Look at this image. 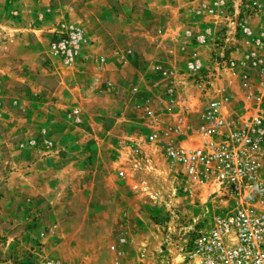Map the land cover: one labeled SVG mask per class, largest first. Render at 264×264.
Listing matches in <instances>:
<instances>
[{"label":"rangeland","instance_id":"obj_1","mask_svg":"<svg viewBox=\"0 0 264 264\" xmlns=\"http://www.w3.org/2000/svg\"><path fill=\"white\" fill-rule=\"evenodd\" d=\"M86 1L49 0L45 12L53 15L50 20L54 19V23L78 25L84 39L86 34L99 29L105 47L101 56L108 65L107 52L113 47L108 34L114 24L106 19H98L96 24L89 12L92 8L101 10L95 1L85 4ZM105 1L119 12L118 0ZM84 7H89V12ZM143 7L135 1L129 18L124 24L118 23L115 32L121 33L119 36L125 37L126 43L142 40L139 33L145 30L157 34L150 27L153 15ZM57 8L66 17L59 16ZM66 9L72 13L68 14ZM4 19L11 22L7 16ZM17 21L11 23L16 28L0 29V185L22 173H30L39 186H34L37 189L31 193L22 191L17 207L11 203L15 196L11 186H0V246L9 248L8 254L0 256V264H27L45 258L56 259L61 264H113L115 260L131 263L141 246L150 251L165 248L170 253L182 230L200 226L212 211L225 208L215 202L214 195H207L203 187L184 184L180 176H174L173 168L161 156L157 157V149L150 144L142 145L136 152L123 148L115 157L111 155V147L106 146L100 160L102 173L95 171L90 140H96L100 134L98 126L90 125L93 118L90 115L99 107L100 111L112 109L115 104L107 99H95L84 109L87 116L83 114L79 124H84L80 132L85 135V141L80 156H75L72 144L75 132H68L73 126L68 123L64 127L68 131L58 132L46 123L53 109L48 91L58 81L56 75L45 70L50 59L49 36L44 28L37 34L25 29L27 23L31 28L39 26L35 13H22ZM220 30L216 29V34ZM251 31L253 35L259 33ZM125 49L133 48L129 44ZM236 49L238 52L233 51L232 56L239 63L254 50L248 41L239 43ZM255 54L264 60V45ZM143 61L135 62L145 71ZM248 71L254 75L252 85H256V69L250 67ZM146 79H150L148 74ZM30 136L37 139L35 146L21 150L14 147L16 141ZM62 145L69 147L65 153L60 151ZM113 157L119 160L114 162ZM68 160L76 161L67 164ZM16 169L26 171L15 174ZM118 236H124L125 243L118 247L120 254L116 255L108 245L115 243Z\"/></svg>","mask_w":264,"mask_h":264},{"label":"built area","instance_id":"obj_2","mask_svg":"<svg viewBox=\"0 0 264 264\" xmlns=\"http://www.w3.org/2000/svg\"><path fill=\"white\" fill-rule=\"evenodd\" d=\"M215 31L183 33L192 36L195 46L205 45L211 36L204 59L193 49L175 65L162 58L143 61L150 79L157 80V102L144 96L136 105L145 129L136 132L130 149L136 152L150 144L173 168L174 176L204 187L225 208L212 211L200 226L182 230L170 253L141 246L131 263L113 264H264V60L255 54L264 45V30L253 35L238 24L231 32ZM48 33V55L70 66L85 40L82 29L59 22ZM246 39L255 51L239 63L229 53L238 52L236 46ZM98 62L107 69L104 56ZM250 67L258 74L256 85L251 83ZM137 90L132 85L129 93ZM65 116L74 124L81 122L77 107L65 108ZM36 143L30 136L14 147L21 150ZM124 243L125 237L118 236L108 248L117 255ZM27 264L61 263L45 258Z\"/></svg>","mask_w":264,"mask_h":264},{"label":"crops","instance_id":"obj_3","mask_svg":"<svg viewBox=\"0 0 264 264\" xmlns=\"http://www.w3.org/2000/svg\"><path fill=\"white\" fill-rule=\"evenodd\" d=\"M48 1L0 0V29L16 28L11 23H17L19 15L35 13L40 20L39 26L31 28L27 23L25 29L32 30L37 34L40 29L44 28L45 34L49 36L47 31L55 27L57 22L54 23V19L50 20L53 15L45 12ZM94 1L101 12L92 7L90 12L89 7H84V9L89 12L96 24H98V19H106L114 24V28L108 34L112 40L110 43L113 44L111 45L113 47L107 52L108 69L102 70L98 62L99 56L102 55L105 48L100 39L102 34L98 32L99 29L86 34L85 42L79 47L78 54L70 66H65L57 58L48 55L50 58L49 67H46L45 70L49 75H56L58 81L57 85L48 91L53 99L51 102L53 109L52 116L46 123L56 127L58 132L68 131L67 128H64L68 123L73 126V129L68 132H75L72 136V144L75 147L74 155L80 156L79 151L85 141L83 140L85 135L80 132L84 129L82 128L84 124H74L66 118L65 107H77L81 116L83 114L87 116L84 109L95 99H107L115 104L112 109L105 108L102 111L99 110V107L98 111L95 110L90 115L93 117L90 125L98 126L100 134L96 140H90V151L95 160L93 168L100 173H102L100 160L104 157L103 152L106 150V146L111 147V155L120 153L123 148L128 149L133 145L132 138L136 135L134 129L139 128L140 132L144 131L145 126L139 121V113L135 109L139 101L144 96H148L152 101L157 102V80L146 79L148 72L141 70L135 62L137 59L162 58L161 60H165L168 64L175 65L193 49L197 50L201 58H206L209 54L207 53L209 51L208 42H210L211 36L206 38L205 45L195 46L192 43V36L184 35V31H189V35H192L204 29L213 31L227 28L228 32H231L233 26L238 24L246 25L250 30L256 32L264 30V0H221L223 2L221 6H214L218 0H118L119 12L114 11L105 0H87L85 4L94 3ZM135 1L141 3L143 8L153 15L151 18L153 25L150 27H154L157 34L154 30L153 32L145 30L141 32L142 34L139 33V37H143L142 40L126 43L127 39L121 38L119 36L121 33L115 31L119 28L118 23L124 24L132 14V6ZM34 9L37 10L34 12ZM66 10L69 11L68 14L72 13L70 10ZM246 10H249L251 15L246 13ZM55 11L59 12V16L66 17L65 13H61V9L57 8ZM186 15L188 16L186 17ZM6 16L10 18L11 22L4 19ZM47 21L48 25H46ZM129 44L134 50L125 49ZM233 54L230 52L229 56L232 57ZM245 62L247 63V61ZM132 85L138 88L136 93H129V88ZM214 85H217L216 81H214ZM105 120H107L106 125H104ZM59 143L63 144L62 141ZM68 148L62 145L61 153H65ZM118 160L117 157L113 159L114 162ZM74 161L76 160H68L67 164ZM129 162L131 161L129 160ZM23 171L26 170L16 169L13 173L17 174ZM0 186H11L12 192L15 193L11 203L17 207L20 193L36 191L37 188L34 186L39 185L37 179L33 180L30 173H22L20 176L14 177L11 182L3 183ZM7 249L9 248L0 246V256L8 254L9 250Z\"/></svg>","mask_w":264,"mask_h":264},{"label":"bare ground","instance_id":"obj_4","mask_svg":"<svg viewBox=\"0 0 264 264\" xmlns=\"http://www.w3.org/2000/svg\"><path fill=\"white\" fill-rule=\"evenodd\" d=\"M203 189H205V188L203 187Z\"/></svg>","mask_w":264,"mask_h":264}]
</instances>
